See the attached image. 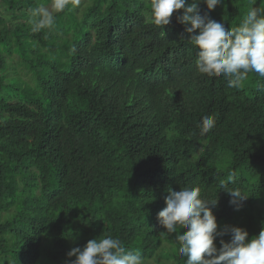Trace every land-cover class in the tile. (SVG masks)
Segmentation results:
<instances>
[{"label": "trees", "instance_id": "obj_1", "mask_svg": "<svg viewBox=\"0 0 264 264\" xmlns=\"http://www.w3.org/2000/svg\"><path fill=\"white\" fill-rule=\"evenodd\" d=\"M149 2L70 3L34 33L30 10L50 0H0V264H68L106 235L145 264H184L157 213L185 186L217 199L218 229L251 239L264 227V79L229 88L200 74L180 12L157 28ZM248 6L223 0L208 15L230 29ZM204 116L216 124L200 136ZM230 170L228 187L248 196L239 211L219 187Z\"/></svg>", "mask_w": 264, "mask_h": 264}, {"label": "clouds", "instance_id": "obj_2", "mask_svg": "<svg viewBox=\"0 0 264 264\" xmlns=\"http://www.w3.org/2000/svg\"><path fill=\"white\" fill-rule=\"evenodd\" d=\"M257 0H249L248 9L238 26L230 29L224 23L208 15L223 0H150L147 21L163 28L176 21L184 26L187 42L196 49V69L207 77H223L229 88H239L255 73L264 79V6H254ZM77 6L80 0H50L30 10L32 32L51 28L54 14L65 10L69 4ZM206 6L201 14L199 5ZM264 91V85H258ZM216 124L214 116H204L197 125L200 136L208 134ZM236 172L229 171L226 180L220 181L230 197V205L239 211L247 199L238 188H229L235 182ZM165 207L157 213V220L164 231L162 236L174 235L173 243L184 264H264V227L258 235L248 239V232L236 226L225 225L218 229L212 212L217 199H205L199 186L182 187L178 191L168 189ZM184 230V231H181ZM220 239L218 248L214 241ZM68 264H145L139 249L129 250L119 238L111 235L94 238L81 247L67 252ZM153 264H158L154 259Z\"/></svg>", "mask_w": 264, "mask_h": 264}, {"label": "rangeland", "instance_id": "obj_3", "mask_svg": "<svg viewBox=\"0 0 264 264\" xmlns=\"http://www.w3.org/2000/svg\"><path fill=\"white\" fill-rule=\"evenodd\" d=\"M82 2V4H84L86 2V0H80V3ZM79 3V4H80ZM81 4V5H82ZM48 5V4H47ZM0 18H5L7 19V21L10 20V18H8L3 11V6L0 4ZM262 197H264V193L262 194ZM161 254H165V252H161ZM160 255V254H159ZM157 259H160V256H158ZM157 261V260H156ZM158 262V261H157ZM149 264H153V260L149 261ZM158 264H168V261H163L160 259V261L158 262Z\"/></svg>", "mask_w": 264, "mask_h": 264}]
</instances>
